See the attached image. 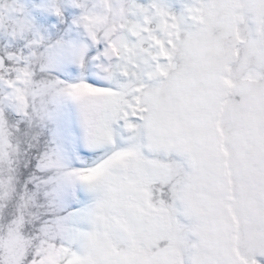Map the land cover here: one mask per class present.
I'll return each instance as SVG.
<instances>
[{
	"label": "snow or ice",
	"instance_id": "6c2138e0",
	"mask_svg": "<svg viewBox=\"0 0 264 264\" xmlns=\"http://www.w3.org/2000/svg\"><path fill=\"white\" fill-rule=\"evenodd\" d=\"M0 264H264V0H0Z\"/></svg>",
	"mask_w": 264,
	"mask_h": 264
}]
</instances>
